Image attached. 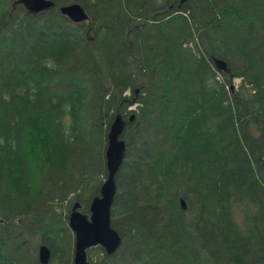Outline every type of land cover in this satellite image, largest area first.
I'll list each match as a JSON object with an SVG mask.
<instances>
[{
    "label": "trees",
    "instance_id": "trees-1",
    "mask_svg": "<svg viewBox=\"0 0 264 264\" xmlns=\"http://www.w3.org/2000/svg\"><path fill=\"white\" fill-rule=\"evenodd\" d=\"M49 1L0 0V264H73L118 114L121 245L88 262L264 264V0Z\"/></svg>",
    "mask_w": 264,
    "mask_h": 264
},
{
    "label": "water",
    "instance_id": "water-1",
    "mask_svg": "<svg viewBox=\"0 0 264 264\" xmlns=\"http://www.w3.org/2000/svg\"><path fill=\"white\" fill-rule=\"evenodd\" d=\"M30 13H40L53 7L49 0H18ZM185 1V0H182ZM62 16L69 21L79 24L86 22L89 17L79 4L62 6L59 9ZM215 66L219 71L226 69L224 61L216 60ZM232 89V88H231ZM131 115L129 121H132ZM125 121L120 114L116 115L107 134L105 149L106 179L101 185L99 195L89 204V214L80 211V204L76 202L68 217V227L74 236L73 264H90L86 251L93 247H101L107 255L114 254L121 245V238L111 226V206L116 194L115 176L124 161L126 145L121 139L125 128ZM182 205L184 206L183 202ZM40 264H48L50 251L41 245L38 249Z\"/></svg>",
    "mask_w": 264,
    "mask_h": 264
},
{
    "label": "rangeland",
    "instance_id": "rangeland-1",
    "mask_svg": "<svg viewBox=\"0 0 264 264\" xmlns=\"http://www.w3.org/2000/svg\"><path fill=\"white\" fill-rule=\"evenodd\" d=\"M238 80H236V81H234V83L237 85L238 84ZM54 91H57V92H62V91H64V88H62V87H58V88H56V89H54ZM88 140V139H87ZM143 141V140H142ZM88 143H91V144H93L94 143V140L93 139H89L88 140ZM136 146L135 147H141V145H139V143L138 144H135ZM148 145H150L149 143H148ZM90 149V148H89ZM95 149V148H94ZM88 152V154L90 155V156H87L89 159H90V162H86L85 164L86 165H88V164H92V165H94V163L96 162V161H91V159H94L93 157L96 155V152L98 153L99 152V149L97 148V149H95V151H93L92 153L91 152H89V151H87ZM55 157H56V155H55ZM96 158V157H95ZM54 159H56V158H54ZM94 160H96V159H94ZM104 180H105V177H102V183L104 182ZM75 197V195H73V198ZM85 214H89V213H85ZM28 240H29V243H31V244H34V243H37L36 241H38V238L37 237H35L34 236V238H31V237H28Z\"/></svg>",
    "mask_w": 264,
    "mask_h": 264
}]
</instances>
